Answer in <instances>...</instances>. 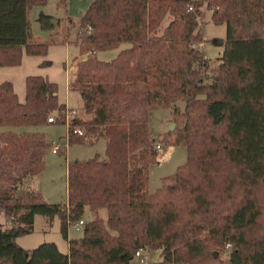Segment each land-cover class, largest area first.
<instances>
[{
  "label": "trees",
  "instance_id": "obj_1",
  "mask_svg": "<svg viewBox=\"0 0 264 264\" xmlns=\"http://www.w3.org/2000/svg\"><path fill=\"white\" fill-rule=\"evenodd\" d=\"M44 2L0 0V65L19 63L22 48L46 52V42L28 41L27 18L29 6ZM204 9L226 23L220 62L211 69L197 47ZM51 18L37 16L44 29L54 26ZM79 24L91 26L79 49L95 51L76 62L70 87L85 116L73 114L64 137L71 143L103 136L106 158L66 164L64 202L30 188L13 197L0 184V210L12 217L0 226V264H129L139 248L161 249L149 264H264V0H91ZM124 42L109 59L97 55ZM66 106L44 75L25 77L23 101L9 80L1 81L0 135L15 125L64 122ZM159 106L172 108L176 125L160 140L182 142L187 159L149 192L148 167L158 154L149 111ZM50 145L38 128L22 129L0 157L27 178L43 170ZM85 208L91 218L82 234L68 238V225ZM37 213L58 214L67 251L54 241L32 248L16 241Z\"/></svg>",
  "mask_w": 264,
  "mask_h": 264
},
{
  "label": "rangeland",
  "instance_id": "obj_2",
  "mask_svg": "<svg viewBox=\"0 0 264 264\" xmlns=\"http://www.w3.org/2000/svg\"><path fill=\"white\" fill-rule=\"evenodd\" d=\"M91 0H46L42 4H32L27 10V18L30 24V39L33 41L42 40L47 43L45 53H28L22 48L21 59L17 64L0 65V82L9 80L20 101L25 98V77L29 74H41L56 83L58 99L65 102L69 107L76 109V115L85 116L82 111V100L77 90L68 86V82L72 79L73 70L76 68L73 65L78 59H84L83 54L87 51L79 49L78 27L68 29L62 28L65 21L61 20V26H58L57 31L60 40H52L53 31L41 27L37 16L40 11H47L59 17H66L69 14L75 21L78 16L86 9ZM67 18V17H66ZM167 20L165 19L164 23ZM199 27L203 40L197 44V47L202 51L203 55L207 57L210 62V69L217 67L219 64V57L224 48V39L226 36V23H215L211 19V10L204 9L203 14L199 17ZM64 29V30H63ZM66 31L67 43L62 42V37ZM128 43L124 42L117 48L100 50L97 55L103 59H109L115 55L116 51ZM72 67V68H70ZM177 104L183 108L184 102L177 100ZM50 115H54L51 113ZM173 112L170 106H159L149 111V129L152 136L156 137L157 141H161L159 135H162L168 130H173L170 127L168 120L173 119ZM41 130L44 132L46 139L51 142V145L45 152V167L36 176L37 183L40 187L39 192L42 199L49 202H64L66 198V161L74 159H87L98 155L100 159L106 158V139L99 136L92 140V137H86L83 141H73L68 143L64 135L67 132L66 124L60 121L46 123L42 126L35 127L33 125H15L14 127H6L5 137L0 135V148L6 143L16 140L17 134L22 129ZM1 130V128H0ZM6 140V141H5ZM53 143H60V150L58 152L52 151ZM66 144V148L64 144ZM157 154V161L149 164L148 167V185L149 192H154L160 187L162 178L164 176L173 174L177 167L185 163L187 159V149L182 142H160ZM4 158L2 164L4 168L0 167V184L9 189V192L18 195V192L23 188H30V190H37L32 185H26L24 181L26 178L21 176V172L17 170V163H11ZM9 163V165H8ZM19 176L18 189L17 177ZM33 177V176H32ZM33 182V181H32ZM35 185V182H34ZM16 188V189H15ZM16 197V196H15ZM25 200V199H24ZM100 215L106 217V210L100 209ZM84 222L91 218V212L88 208L82 215ZM12 217H7L3 210H0V226H9ZM75 221L71 222L67 228L68 238L79 237L82 234L83 225H75ZM16 241L23 247L32 248L44 241H54L60 250L67 249V239L62 235L60 230V218L58 214L48 216L37 213L34 215L33 226L29 232L19 234L16 236ZM141 256L144 260L140 261L138 257H133L129 264H149L161 258V249H143ZM222 258L227 257V246L221 252Z\"/></svg>",
  "mask_w": 264,
  "mask_h": 264
},
{
  "label": "built area",
  "instance_id": "obj_3",
  "mask_svg": "<svg viewBox=\"0 0 264 264\" xmlns=\"http://www.w3.org/2000/svg\"><path fill=\"white\" fill-rule=\"evenodd\" d=\"M188 8H192V5H189ZM91 32V26L90 25H87L86 27H82V26H79L78 27V37L81 38L83 35H86L88 33ZM66 31L64 32V35L62 37V42L64 43H67V37H66ZM52 40H57L59 41L60 40V37L58 36V33L57 31H53V36H52ZM95 50H91V51H87V53L83 54V58H85L87 56L88 53L90 52H94ZM73 114H75V109L74 108H71V107H68L66 106V109H65V116H64V123L66 124V128H68V126H70V121H71V118L73 116ZM54 119V115H49L48 116V120H53ZM74 132L78 133V134H84V131L82 128H80L79 126H73V129H72ZM60 146V143H54L53 146H52V150L53 151H56L57 148H59ZM155 147L158 149L159 147H161V143L159 141H156L155 142ZM75 225H81L84 223V219L83 218H79L78 220H76L75 222ZM141 248H139L138 250H136L135 252V256L140 258L141 260H143L142 256H141Z\"/></svg>",
  "mask_w": 264,
  "mask_h": 264
},
{
  "label": "crops",
  "instance_id": "obj_4",
  "mask_svg": "<svg viewBox=\"0 0 264 264\" xmlns=\"http://www.w3.org/2000/svg\"><path fill=\"white\" fill-rule=\"evenodd\" d=\"M46 1V0H45ZM62 1H64V0H62ZM45 4H46V2H45ZM30 7V6H29ZM28 7V8H29ZM28 10V9H27ZM43 11V10H42ZM44 13H46V14H49V15H51L52 16V18H55L56 19V22L55 23H53L54 24V26L52 27V28H50L49 30L51 31V30H54V29H58L57 27L58 26H61V23H60V21L61 20H63V21H65L64 23H62L63 25L61 26L62 28H66V29H68L69 27H74V26H76L77 24H79V21H80V17H81V15H82V13L78 16L79 18L75 21L69 14H67L66 13V17L64 18V17H59V16H56V15H53L52 13H50V12H47V11H43ZM64 30V29H63ZM28 41L29 42H42V40H37V41H33L32 39H30V37L28 38ZM45 42V41H44ZM98 52V51H97ZM74 66H76V63H75V65H73L72 67H73V69H74ZM72 67H70V68H72ZM74 76H75V69L73 70V75H72V79L68 82V86H70V82L74 79ZM68 106V105H67ZM69 107V106H68ZM72 108H74V107H72ZM75 109V108H74ZM75 113H76V109H75ZM169 122L167 123V125L168 124H170L171 125V123L174 121L173 119H170V120H168ZM149 131H150V129H149ZM150 133H151V131H150ZM152 134V133H151ZM46 137V136H45ZM54 144V143H53ZM53 146V145H52ZM60 148V147H59ZM65 148H66V145H65ZM53 151V150H52ZM53 152H58V151H53ZM44 158H45V156H44ZM67 163L69 162V161H66ZM44 169V168H43ZM40 173V172H39ZM38 173V174H39ZM38 174H35V175H32V176H29V177H27L26 178V180L24 181V183L26 184V185H32V186H34L37 190H40V187H39V185H38V183H37V180H36V176L38 175ZM65 180H66V178H65ZM33 181V182H32ZM34 182H35V185H34ZM66 197H67V182H66ZM65 200H66V198H65ZM83 218V217H82ZM83 225V224H82ZM68 250V245H67V249L65 250V251H67Z\"/></svg>",
  "mask_w": 264,
  "mask_h": 264
},
{
  "label": "water",
  "instance_id": "obj_5",
  "mask_svg": "<svg viewBox=\"0 0 264 264\" xmlns=\"http://www.w3.org/2000/svg\"><path fill=\"white\" fill-rule=\"evenodd\" d=\"M51 22L52 23H55L56 22V19L55 18H51ZM175 126V122L173 121L170 125L171 128H173Z\"/></svg>",
  "mask_w": 264,
  "mask_h": 264
}]
</instances>
